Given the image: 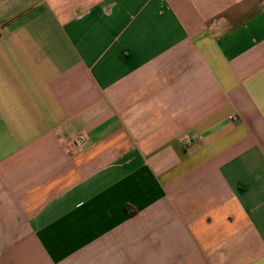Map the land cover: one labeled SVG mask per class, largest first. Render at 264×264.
Masks as SVG:
<instances>
[{"label": "crops", "instance_id": "0c3cea01", "mask_svg": "<svg viewBox=\"0 0 264 264\" xmlns=\"http://www.w3.org/2000/svg\"><path fill=\"white\" fill-rule=\"evenodd\" d=\"M0 264H264V0H0Z\"/></svg>", "mask_w": 264, "mask_h": 264}, {"label": "built area", "instance_id": "2783aa9c", "mask_svg": "<svg viewBox=\"0 0 264 264\" xmlns=\"http://www.w3.org/2000/svg\"><path fill=\"white\" fill-rule=\"evenodd\" d=\"M88 142V135L80 133L75 139L64 140V147L69 155H75L81 153ZM183 142L188 146L192 145L194 141L186 137Z\"/></svg>", "mask_w": 264, "mask_h": 264}]
</instances>
